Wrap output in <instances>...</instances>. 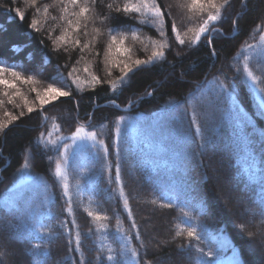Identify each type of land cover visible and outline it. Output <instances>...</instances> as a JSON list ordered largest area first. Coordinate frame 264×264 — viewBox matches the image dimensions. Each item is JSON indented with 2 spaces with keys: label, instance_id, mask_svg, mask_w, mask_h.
Returning <instances> with one entry per match:
<instances>
[{
  "label": "trees",
  "instance_id": "16d2710c",
  "mask_svg": "<svg viewBox=\"0 0 264 264\" xmlns=\"http://www.w3.org/2000/svg\"><path fill=\"white\" fill-rule=\"evenodd\" d=\"M52 3L0 0V64L36 81H15L22 95L11 104L0 95V123L7 125L0 131V264H111L109 256L115 264H160L167 258L173 264H228L230 248L239 264H264V104L244 72L247 64L260 78L256 87H264V50L254 49L264 35V0H229L195 45L187 30L207 14L190 13V0H157L164 36L141 24L138 13L117 12L125 0H89L88 36L83 27L69 29L66 42L57 39L66 27L61 6L43 15ZM78 10L69 6V12ZM33 19L37 30L30 27ZM93 27L102 34L82 50L95 35ZM109 29L117 30L118 42L126 37L122 47L130 53L117 51V43L106 58ZM153 41L166 43L164 58L133 65L120 83L128 56L147 60ZM49 84L70 95L41 106L31 89L43 93ZM77 128L95 133L96 140L67 162L65 190L56 164ZM42 133L47 144L40 142ZM220 161L225 177L219 173V180L230 188L224 192L246 210L239 219L223 208L220 187L212 182ZM177 225L194 227L200 238L177 236ZM154 235L157 242L150 240ZM252 246L260 258L248 251ZM209 251L211 259L204 255Z\"/></svg>",
  "mask_w": 264,
  "mask_h": 264
},
{
  "label": "snow or ice",
  "instance_id": "6c2138e0",
  "mask_svg": "<svg viewBox=\"0 0 264 264\" xmlns=\"http://www.w3.org/2000/svg\"><path fill=\"white\" fill-rule=\"evenodd\" d=\"M92 4L96 3V0H91ZM31 4L35 6L36 0H31ZM229 4V0H190L189 4V12H195L197 15H202L206 13V18L202 19L201 22L195 26V27H189L188 32L193 33L191 43L195 45L200 41L201 36L209 32V26L210 24H214L216 21L220 19L221 16V9ZM57 5H60V17L59 19L62 21L66 22V27L62 29V34L57 37V39L61 42H66V37L70 35L69 29L75 32H79L80 29L83 27L85 31L83 32L84 36H88L87 32V26L88 22L91 19L90 16L87 14L91 11V8L89 7V0H53L52 5H45L43 7V15L45 18H47L48 13H49V7H55ZM2 6V5H0ZM69 6L72 8H78V11H72L69 12ZM107 7L111 10L113 8L112 4H108ZM117 12L123 11L125 15L131 14V13H138L140 16L139 22L141 24H148L149 26L156 27L157 30L159 31V34L161 36H164L165 33L162 30L163 26V20H164V14L161 12L159 5L157 4V0H125V3L123 4L122 7L117 6L115 9ZM40 10L37 9V14L39 15ZM16 15L20 17L21 20L24 18V13L19 11V9H16ZM69 16L73 17L74 19H70ZM53 20L57 19L55 16L52 17ZM189 19H192V16H189ZM39 21L37 19H33L30 27L33 28L34 30H37V25ZM235 23V22H234ZM93 35L92 40L85 41V43L82 46V50L84 48H88L89 45L94 41L99 35H101V30L99 28L93 27L92 29ZM172 31L176 33L177 39L179 40L180 44H184V40L180 38L179 35V30L176 27L175 22L172 24ZM116 29H109L108 34H109V43L106 48L105 56L107 58L108 54L112 50V46L116 45L118 43L117 51H121L123 53H130L131 49L130 48H123L122 45L124 43V37L121 35L119 42L117 41V35L114 34L116 33ZM132 39L133 40H138L139 37L137 36L136 32L133 31L132 33ZM150 39V38H149ZM262 40H264V37H261ZM209 43L211 41L209 40ZM74 44L76 46H80V40L77 38L74 40ZM154 44V50L152 52L151 57H149L147 60H141V59H135L133 60L132 57L129 55L128 60L131 61L129 62H124L123 67H121V73L122 76L120 77V83L125 82V78L128 76V73L132 71L133 65L136 67H139L141 65H149L153 64L157 59H163L164 58V52L162 51L163 48L167 47L166 43H158L153 41ZM251 47V45H249ZM98 55V53H97ZM75 71V69H73ZM244 72L246 73L247 77L252 81L253 84H257L259 81V77L253 74L252 71L249 70L248 65L245 64L244 66ZM5 74H8L12 77V79H8ZM110 75V73H109ZM72 76V73H69V77ZM21 81L24 84H34L35 78L32 75H29L27 77L22 76V74L18 71L15 70L13 65H4L0 64V86L3 87V91L0 92V95L7 97L8 98V103H13L14 102V97L15 96H21V92L19 88H17L15 81ZM92 80L99 82L95 76H92ZM73 83H76L75 80H73ZM113 88L116 87V82H113ZM221 88L227 91L225 86L222 84ZM7 89H16L14 93H9ZM31 91L36 92V99L39 101L40 105H46L50 103L51 101L59 98V97H66L69 96L70 93L68 91H64L61 88L54 87L53 85L49 84L47 88L43 89V93L41 94L40 91H38L35 87L31 89ZM258 93L261 94L260 99L262 104H264V87H258L257 88ZM24 99L25 106L27 107L28 113H32L35 109L33 106L29 105V102L27 101L26 97H22ZM4 101L0 99V106H2ZM10 115V114H9ZM23 115V112L21 113ZM16 117L12 116V120H15ZM44 119H47V117H44ZM7 125L0 123V131H2ZM59 129L57 128V131ZM81 133L82 129L77 128L76 131L73 133L71 136V139L73 141H76L81 138ZM49 137H51L52 133L50 132ZM88 139H91L93 141L96 140V134L95 133H89L88 134ZM40 142L43 143H48L50 141L44 140V134H41L40 137ZM62 145H56L54 144L53 147L57 148L59 150V147ZM67 152L68 149L67 147L64 148V152L61 154L62 159L64 163L66 164L67 160ZM29 157H25V165L24 168L26 169L29 165L27 163ZM56 176L61 177L63 176L65 181L67 180V175L66 172L63 171L62 169V164L58 162L56 164ZM116 181L119 183L120 181V170L119 166L117 165L116 168ZM67 183L65 182L64 188L67 190ZM65 194L67 195V191H65ZM155 203V201H153ZM162 206H169V205H162ZM68 211L71 212V203L69 202L68 206ZM89 215H92V213H89ZM185 216L188 215L187 212L184 213ZM96 219H101L100 216H97ZM135 226V225H133ZM42 227V226H41ZM186 233V236L189 239H199V235L194 227H188V228H182L179 225H177V232L176 235H184ZM71 244L72 241H69ZM75 244H76V249L79 250L80 246V239H79V234L76 235L75 238ZM71 250V249H70ZM199 251V249H198ZM205 256L209 257L211 259L212 257V252H206L204 253ZM136 256V252L133 250L132 251V257L134 258ZM109 260L114 259V257L109 256ZM239 264V262H238Z\"/></svg>",
  "mask_w": 264,
  "mask_h": 264
},
{
  "label": "rangeland",
  "instance_id": "374dc122",
  "mask_svg": "<svg viewBox=\"0 0 264 264\" xmlns=\"http://www.w3.org/2000/svg\"><path fill=\"white\" fill-rule=\"evenodd\" d=\"M263 37H264V35H263ZM254 49L264 50V40L261 39V41L259 42L258 46L256 48H254ZM261 50H259V51H261ZM255 53L256 52L252 51L249 54V57L252 58L255 55ZM251 89L253 91L254 96L256 97L257 102L261 106H263V104L261 102V99H260V94L257 91V87H256L255 84L252 83V81H251ZM3 90H4L3 87L0 86V92H2ZM7 91H9V93H10V90L9 89H7ZM57 99H55V100H57ZM80 129H82V133H81V138L80 139H78L76 141H73L71 139V137L68 139V142L69 143H68V146H66L67 149H68L66 164L64 163L63 159L61 161L62 169H63L64 172H66L67 162L69 161V159L75 153H77L80 149H83V148L88 147V146H92L94 144V141L93 140L87 138L88 137V134L85 132V130L83 128H80ZM220 162H222V163L219 164V165L218 164H215V169L217 170V172H216V174H214V173L211 174L212 182L215 185L218 184L219 187H220V194H219V196H220V200H221L220 202L223 205V208L226 210L227 213H229V215L231 216V218L233 217V218L239 219L240 215L243 212H245L246 210H243L242 205H239L240 203H239L238 198H232V196L230 197V196L226 195V193L224 192V190L225 191H228L230 188H229V185H227V183L225 182V180H223V181L219 180L220 179L219 178V176H220L219 173H221L222 177H225V165L223 164V161H220ZM55 173H56V171H55ZM55 176H56V174H55ZM56 179L61 184V186L64 188V184H65V182L67 183V180L65 181V179H64L63 176H61V177H57L56 176ZM246 225H247L248 228H250L251 227V220H249L246 223ZM158 238H159L158 236H155L154 235V237H150V240L152 242H157L158 241ZM227 247H228V249L230 248V246H227ZM230 250H231V252H230V258H229L230 260L228 261L229 262L228 264H237L238 259H237L236 253H235V251L232 248H230ZM248 251L251 254H254V255H256L255 253H259L255 246H252L251 248H249ZM256 256L258 258H260L258 254ZM110 262H111V264H115V260L114 259L110 260ZM165 263L166 264H173L172 263V260L170 258H167V259L162 260L160 262V264H165ZM120 264H127V261H123Z\"/></svg>",
  "mask_w": 264,
  "mask_h": 264
},
{
  "label": "bare ground",
  "instance_id": "6f19581e",
  "mask_svg": "<svg viewBox=\"0 0 264 264\" xmlns=\"http://www.w3.org/2000/svg\"><path fill=\"white\" fill-rule=\"evenodd\" d=\"M208 170L210 171V173H212V167H209Z\"/></svg>",
  "mask_w": 264,
  "mask_h": 264
}]
</instances>
